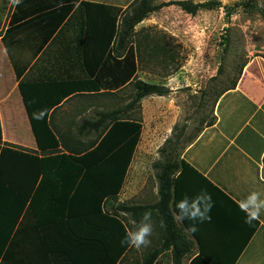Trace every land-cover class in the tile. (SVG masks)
<instances>
[{
  "label": "trees",
  "instance_id": "obj_1",
  "mask_svg": "<svg viewBox=\"0 0 264 264\" xmlns=\"http://www.w3.org/2000/svg\"><path fill=\"white\" fill-rule=\"evenodd\" d=\"M251 1L247 0L244 7L259 11L264 17V10ZM80 2L53 0L52 4L44 5L41 0H21L17 9L27 3H39L23 19L62 5L58 25L48 32L49 35L40 33L38 51L48 43L60 24L71 17L69 22L74 20V24H78L75 58L81 65L85 13ZM219 5L215 1L157 5L154 0H135L120 16L119 10H114L110 14V19L113 14L112 33L116 30V17L120 18L116 39L93 79L71 71H53V77L29 80L26 69L14 66L38 151L4 143L0 121V264H121L132 247L121 244L129 228L118 214H127L138 223L142 213L148 210L164 226H161L160 246L145 258L143 264H155L166 252L171 253L173 264H183L198 239L185 222L179 225L173 219L175 175L186 166L184 162H178L180 156L176 157L175 142L166 141L160 149L162 160L153 166L157 170L158 202L146 205L122 203L115 208L114 214L108 213L106 206L122 192L143 132L142 123L130 119L128 113L139 108L147 97H167L171 93L164 85L138 78L140 64L146 55L151 57L162 47L157 43L149 48L148 37L135 43L136 28L164 7L176 6L187 14L196 15ZM17 17L12 18L11 29ZM42 20L41 17L33 18L21 25L27 35L22 47H27L30 39L36 41V31L29 32ZM11 29L3 38L8 52L14 47ZM237 80L221 84L217 97L235 89ZM127 87L132 92L127 105L96 112L94 119L83 120L76 133H61L53 127L52 115L66 99L81 94L114 96L115 91ZM88 132L101 135L97 142L85 146L80 139Z\"/></svg>",
  "mask_w": 264,
  "mask_h": 264
},
{
  "label": "crops",
  "instance_id": "obj_2",
  "mask_svg": "<svg viewBox=\"0 0 264 264\" xmlns=\"http://www.w3.org/2000/svg\"><path fill=\"white\" fill-rule=\"evenodd\" d=\"M41 3L48 5L52 4L53 0H41ZM38 4L27 3L17 9L18 5L13 4L11 0H0L2 138L4 143L20 146L29 151H38V148L18 87L19 81L14 66L26 69V78L29 80L53 77L51 75L53 71L62 73L71 71L80 77L93 79L115 42L119 16L127 8L124 0H81L80 4L85 13V29L80 47L81 65H79L75 58L79 40L78 24H74V20L69 22L71 17L60 24L48 43L38 51L42 38L40 33L49 35L48 32L58 25L62 7V5L52 7L23 19V16ZM90 10L96 19V27L92 29H90L92 24ZM114 10H119L120 13L118 12L119 16L116 17V30L112 33L113 14L110 19L109 13H114ZM16 15H18L17 22L11 29L10 22ZM38 17L43 20L29 32L31 34L36 31V41L30 39L28 46L22 47L25 45L27 35L22 31L21 25ZM9 29H11V42L14 44L10 52L3 43V38ZM242 71L235 89L225 92L220 97L216 96L211 119L187 144L178 159L179 163L184 162L186 166L175 175L174 204L184 196L192 198L204 190L211 194L214 202V207L209 213L211 221L196 223L198 230L195 234L198 243L192 253L184 258L183 264H264V213L261 214L259 221L248 225L245 223L244 213L237 206V202L251 191H259L264 195V66L250 63L244 66ZM178 83L182 87L179 78L151 84L166 86L173 96L181 90L176 87ZM127 88L115 91L114 96H123ZM111 97L81 94L66 99L52 115L53 127L61 133L69 131L76 133L73 129L77 125L74 120L77 118V113H66L64 107L75 102V112L78 108L82 118L83 113L90 110L93 104L104 106L106 102H110ZM147 98L141 101L139 108L130 112L133 113L142 107V113L138 114L137 120L142 123L143 132L128 176L136 159L140 160L141 166L145 164L147 146L150 145V142L146 144L147 142L143 141L146 119L160 114L161 108L166 104L163 101L164 97L152 96L148 100ZM121 99L123 102V98ZM129 102L130 99L116 108L123 107ZM148 103L155 106L151 113L147 110ZM100 111L110 110H97L95 114ZM209 122L211 124H208ZM24 132L26 137L22 138ZM91 134L93 133H86L80 140L87 144L85 139ZM143 143L145 148L142 151ZM122 192L118 198L120 197V201L123 202L125 198ZM156 195L157 199L152 203H145L143 196L140 202L135 204H154L159 201L158 188ZM184 222L189 230L194 223L191 220H184L178 224Z\"/></svg>",
  "mask_w": 264,
  "mask_h": 264
},
{
  "label": "rangeland",
  "instance_id": "obj_3",
  "mask_svg": "<svg viewBox=\"0 0 264 264\" xmlns=\"http://www.w3.org/2000/svg\"><path fill=\"white\" fill-rule=\"evenodd\" d=\"M134 1L124 0L125 6L128 8ZM154 1L157 5L177 1H191L194 4L215 1L220 5L214 10L200 11L196 15L187 14L176 6L164 7L136 28L138 34L134 39L135 43L148 37L149 48L157 43L162 47L151 57L146 55L145 60L140 64L138 78L147 83L166 82L179 78L182 87L178 83L176 87L181 90L173 96L170 93L164 97L163 101L166 104L161 108V113L154 118L146 119L143 141H146V144L150 142V145L147 146L145 164L141 166L140 160H135L122 192L125 199L123 202L120 201V197L111 200L106 206V211L110 214L116 212L115 208L119 204H135L140 202L143 196L145 203L155 201L158 182L157 170L153 166L163 158L160 149L165 141L169 139L172 143H176L175 153L178 158L198 130L211 119L213 103L216 94L222 88L221 84L226 85L237 80L244 66L250 63L264 66V17L259 11L246 9L243 4L247 0ZM251 4L264 10V0H253ZM90 19L92 21L90 29H92L96 27V19L91 10ZM131 95L129 87L123 96H112L110 102H106L104 106L93 104L90 110L83 113L82 118L78 108L75 112V102L66 105L64 112L77 113V118L74 119L77 128L83 118L94 119L95 111L112 110L124 104ZM146 106L147 110H150L149 113L155 109L150 103ZM142 110L141 107L130 113L128 117L137 120ZM76 128L73 131H76ZM100 135L101 133L91 134L85 139L88 143L83 145H92L99 140ZM25 137L26 132L22 138ZM141 148L143 151L144 143ZM118 215L130 230L131 217L123 213ZM152 222L150 245L140 249L132 247L121 264H143L145 258L160 246L161 225L155 216H152ZM155 264H173L171 253H164Z\"/></svg>",
  "mask_w": 264,
  "mask_h": 264
},
{
  "label": "clouds",
  "instance_id": "obj_4",
  "mask_svg": "<svg viewBox=\"0 0 264 264\" xmlns=\"http://www.w3.org/2000/svg\"><path fill=\"white\" fill-rule=\"evenodd\" d=\"M11 2L18 5L21 0H11ZM237 206L245 215V223L252 225L254 221H259L261 214L264 213V195L259 191H251L247 196L237 202ZM174 207L176 211L173 214V219L177 222H183L184 220L193 221L194 223L190 231L195 232L198 230L196 223L211 221L209 213L214 207V202L211 194L204 190L192 198L184 196L182 199L175 202ZM129 222L132 228L125 233L124 238L121 240V244H127L136 249L150 245L151 240L149 237L153 232L151 210L142 213L139 223L131 218H129ZM161 226H164L163 222H161Z\"/></svg>",
  "mask_w": 264,
  "mask_h": 264
}]
</instances>
